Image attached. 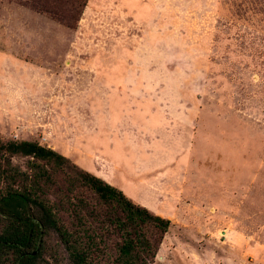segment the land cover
Wrapping results in <instances>:
<instances>
[{"label":"rangeland","instance_id":"1","mask_svg":"<svg viewBox=\"0 0 264 264\" xmlns=\"http://www.w3.org/2000/svg\"><path fill=\"white\" fill-rule=\"evenodd\" d=\"M0 138L148 170L151 264H264V0H89L77 29L0 0ZM36 264L75 263L51 231Z\"/></svg>","mask_w":264,"mask_h":264},{"label":"trees","instance_id":"2","mask_svg":"<svg viewBox=\"0 0 264 264\" xmlns=\"http://www.w3.org/2000/svg\"><path fill=\"white\" fill-rule=\"evenodd\" d=\"M32 1L77 29L89 0ZM15 157L28 158L26 170ZM171 225L58 151L0 138V264H36L51 231L75 264H99L109 240L111 264H151Z\"/></svg>","mask_w":264,"mask_h":264},{"label":"crops","instance_id":"3","mask_svg":"<svg viewBox=\"0 0 264 264\" xmlns=\"http://www.w3.org/2000/svg\"><path fill=\"white\" fill-rule=\"evenodd\" d=\"M97 148H94L92 146L87 148V153L93 155V150H96ZM102 160V165L104 166L103 171L96 165V163L89 161L88 159H85L83 161L77 160L76 163L81 165L86 171L92 173L93 175L102 178L107 183L119 188L124 193L129 192L128 189L129 186H136L137 183L141 184L145 187L150 185V181L147 179L148 177V170L144 171H135L132 166L129 169H126L122 172H120V167L117 166V162L112 159V157H100ZM108 170L114 171V173H120L121 177L118 178L117 174H114L116 176L115 179L111 178V175ZM130 180V181H129ZM147 189V188H146ZM129 190V191H128ZM151 192V191H149ZM127 194V195H126ZM125 195L128 197V193ZM131 199V198H130ZM133 200V199H132ZM134 201V200H133ZM140 205V204H139ZM143 206V205H141ZM145 207V206H144Z\"/></svg>","mask_w":264,"mask_h":264},{"label":"water","instance_id":"4","mask_svg":"<svg viewBox=\"0 0 264 264\" xmlns=\"http://www.w3.org/2000/svg\"><path fill=\"white\" fill-rule=\"evenodd\" d=\"M36 254H37V252L34 253V255H36Z\"/></svg>","mask_w":264,"mask_h":264},{"label":"bare ground","instance_id":"5","mask_svg":"<svg viewBox=\"0 0 264 264\" xmlns=\"http://www.w3.org/2000/svg\"><path fill=\"white\" fill-rule=\"evenodd\" d=\"M130 181V180H129Z\"/></svg>","mask_w":264,"mask_h":264}]
</instances>
